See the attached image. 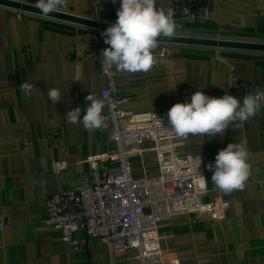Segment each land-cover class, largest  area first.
<instances>
[{
	"label": "crops",
	"instance_id": "0c3cea01",
	"mask_svg": "<svg viewBox=\"0 0 264 264\" xmlns=\"http://www.w3.org/2000/svg\"><path fill=\"white\" fill-rule=\"evenodd\" d=\"M211 1L213 17L176 19V36L264 44V0ZM157 2L167 10L173 0ZM119 8L120 0H67L60 12L114 24ZM101 33L0 7V204L4 219L0 264H111L100 242L88 239L71 248L43 223L46 198L75 188L78 175L88 168V157L114 150L107 121L106 130L89 132L82 123L71 124L67 116L81 107L83 118L89 93L102 99L100 92L107 81L99 75L95 58L98 45L104 42ZM162 48L168 50L164 56L159 55ZM155 55L158 62L148 73L117 71L116 89L129 99L125 111L170 109L177 102H190L197 90L223 97L231 73L248 83L264 81V52L160 44ZM23 82L35 84L40 92L26 96L20 91ZM54 87H59L62 97L56 104L48 97ZM54 127L61 133L49 143L46 136ZM210 139L190 135L184 139L183 151L202 157L209 189L205 199H227L229 207L220 220L178 215L162 222V253L177 257L180 264H264V117ZM245 139L250 178L243 191L224 195L213 187V172L206 166L229 143ZM57 161L68 164L60 176L50 173L51 163ZM143 161L144 168L140 161L132 162L133 176L155 175L154 154L146 152ZM113 264L138 262L134 252L127 251Z\"/></svg>",
	"mask_w": 264,
	"mask_h": 264
},
{
	"label": "built area",
	"instance_id": "2783aa9c",
	"mask_svg": "<svg viewBox=\"0 0 264 264\" xmlns=\"http://www.w3.org/2000/svg\"><path fill=\"white\" fill-rule=\"evenodd\" d=\"M170 7L178 20L211 19L214 15L211 0H173ZM105 48L108 45L100 43L95 58L99 75L107 81L100 96L106 103L105 117L114 150L88 157L85 161L88 168L78 175L75 188L46 198L43 223L71 248L88 239L100 242L106 247L111 264L127 251L134 252L138 264H180L177 257L162 253L159 225L178 215H208L220 220L229 202L205 199L208 184L202 185L199 176L200 173L206 178L203 160L198 168L199 162L194 158L199 154L185 153L184 139L176 138L168 129V108L142 113L123 109L129 99L116 89V69L102 64L99 58ZM167 53L162 48L159 55ZM257 90H264V81L244 82L235 73H231L225 88L228 94L241 100ZM262 117L264 108L252 119ZM60 133L54 127L48 131L46 140L52 143ZM146 152L154 154L156 174L136 178L132 162L138 160L144 168ZM67 166L65 161L52 162L50 173L60 176ZM1 208L0 204V233L4 227ZM77 234H82L83 239H78Z\"/></svg>",
	"mask_w": 264,
	"mask_h": 264
},
{
	"label": "clouds",
	"instance_id": "9594fccd",
	"mask_svg": "<svg viewBox=\"0 0 264 264\" xmlns=\"http://www.w3.org/2000/svg\"><path fill=\"white\" fill-rule=\"evenodd\" d=\"M32 7L39 9L40 15L49 17L50 13H58L66 8L67 0H36ZM116 15L115 23L101 33L104 43L109 45L99 57L102 64L114 67L118 72L148 73L158 62L155 50L163 41L174 38L179 30L174 9L158 7L157 0H120ZM20 91L29 97L40 92L35 84L29 82H23ZM48 97L54 104L61 101L59 87L51 88ZM85 99L88 103L83 118H80L81 107H76L68 111V121L71 124L82 123L89 132L106 130L104 100L93 93H89ZM262 108L264 90L249 92L242 100L227 92L217 98L197 90L191 95L190 102H177L171 106L167 113L168 129L176 138L186 140L190 135H208L212 139L217 135L223 136L230 127L242 129L245 122L254 118ZM157 122L162 125L161 119L157 118ZM249 157L246 139L229 143L221 149L214 163L206 166L213 172V187L224 195L243 191L251 175ZM194 159L199 162V168L201 156ZM199 176L202 185L206 186V178L200 173Z\"/></svg>",
	"mask_w": 264,
	"mask_h": 264
},
{
	"label": "water",
	"instance_id": "95a60500",
	"mask_svg": "<svg viewBox=\"0 0 264 264\" xmlns=\"http://www.w3.org/2000/svg\"><path fill=\"white\" fill-rule=\"evenodd\" d=\"M0 7L11 9L20 13H28L44 17L40 15L41 13L39 9L32 7V4L19 0H0ZM45 18L71 23L86 28L97 29L102 32L106 30L108 26L111 25L96 21L94 19L72 15L64 12L50 13L49 17ZM161 44L191 45L248 52H264V44L223 39H206L175 36L170 40L163 41V43Z\"/></svg>",
	"mask_w": 264,
	"mask_h": 264
},
{
	"label": "rangeland",
	"instance_id": "374dc122",
	"mask_svg": "<svg viewBox=\"0 0 264 264\" xmlns=\"http://www.w3.org/2000/svg\"><path fill=\"white\" fill-rule=\"evenodd\" d=\"M20 1V0H19Z\"/></svg>",
	"mask_w": 264,
	"mask_h": 264
}]
</instances>
